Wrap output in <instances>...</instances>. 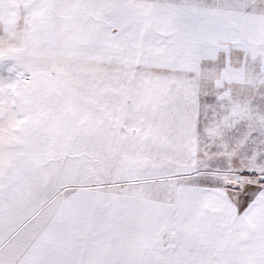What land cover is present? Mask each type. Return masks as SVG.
Listing matches in <instances>:
<instances>
[{"label":"snow or ice","instance_id":"1","mask_svg":"<svg viewBox=\"0 0 264 264\" xmlns=\"http://www.w3.org/2000/svg\"><path fill=\"white\" fill-rule=\"evenodd\" d=\"M0 264H264V0H0Z\"/></svg>","mask_w":264,"mask_h":264}]
</instances>
